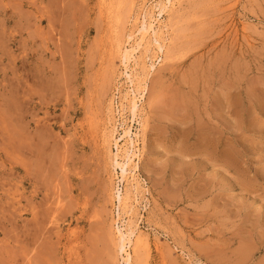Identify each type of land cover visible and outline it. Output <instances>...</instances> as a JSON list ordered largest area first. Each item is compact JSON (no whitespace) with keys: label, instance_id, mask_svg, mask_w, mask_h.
Segmentation results:
<instances>
[{"label":"rangeland","instance_id":"1","mask_svg":"<svg viewBox=\"0 0 264 264\" xmlns=\"http://www.w3.org/2000/svg\"><path fill=\"white\" fill-rule=\"evenodd\" d=\"M158 1L0 0V264H126L125 184L150 239L135 264H264V0L156 8L176 53L161 63L152 44L130 65L149 63L134 122L120 58ZM128 124L139 187L111 155Z\"/></svg>","mask_w":264,"mask_h":264},{"label":"bare ground","instance_id":"2","mask_svg":"<svg viewBox=\"0 0 264 264\" xmlns=\"http://www.w3.org/2000/svg\"><path fill=\"white\" fill-rule=\"evenodd\" d=\"M174 2H175V0H161V1H158V2H156L157 4H154V6H151V9L149 10V11H147V10H145V11H147V12H144V14H142V16H141V18L142 19H140V21H139V25L138 26H136L135 24H133V25H135L136 26V30L135 31H133L132 33H130L129 34V32L127 33V36L128 37H126L127 38V40H126V42L129 44L130 43V48H128V47H125L124 46V50H122V54H121V58L120 59H122V61H123V66H125V68H124V70L126 69V76H127V81H129L130 82V87H131V89H129L128 91H127V89H125L127 92H125L124 94H123V96L121 97V98H123V100H126V102L128 101V103L126 104L127 106V109L129 110V113H130V115H131V117H132V119H131V121H134V120H136L137 118H139V117H142L143 118V116H141V112H143L142 111V109H141V106H140V103H139V101H142L143 99H144V97H145V95L148 93L147 91H146V82H145V75H147L148 73H149V71L147 70V64H149V63H146V61H144V62H142V64L143 63H145L146 64V66H143V65H145V64H143V65H141L142 67V71L141 72H137V70L135 69V68H132L133 66L131 65L132 63H133V65H137L138 66V64H139V60H140V62L141 61H143V59L144 58H146L148 55H145L146 54V52L147 51H151V45L153 44L155 47V51L157 52V54H159L160 52L162 53V56H160V55H158L157 57H156V59H160V62L161 63H163L162 61L163 60H165V58H167V56L168 55H171L170 53H172V52H174V53H176L175 51H172V52H170L169 50L171 49H173V48H170L168 51L170 52H166V50L167 49H165V47H166V45H165V38H166V36L164 35L165 34V31L167 32V30L165 29V27L166 28H168V27H170L169 25H167V24H169L168 22H167V24H165V22H164V24L163 23H160V24H163L162 25V27H164V29H165V31L162 29V28H160V26L157 28L158 30H156L155 29V22H157V24H158V22L160 21V18H162L163 16H164V14L166 13V14H168L167 13V10L169 11L171 8V6H173L172 8H174L175 6H174ZM177 2H178V0H177ZM104 4V3H103ZM178 4V3H177ZM142 5V4H141ZM150 6V5H149ZM148 6V7H149ZM141 7V6H140ZM146 7H147V5H146ZM157 8V11H158V16L160 17V18H157L156 17V15L154 16V10ZM170 8V9H169ZM143 9V8H142ZM146 9V8H145ZM172 10V9H171ZM170 10V11H171ZM142 13V12H141ZM137 14V13H136ZM157 14V13H156ZM169 14H170V12H169ZM168 14V15H169ZM138 15V14H137ZM137 15H135V16H137ZM134 16V15H133ZM118 18L120 19L121 17L120 16H118ZM134 18V17H133ZM164 18V17H163ZM135 19H137V18H135ZM168 19V18H167ZM158 20V21H157ZM134 22V21H133ZM162 22V21H161ZM131 24H132V22H131ZM132 27V26H131ZM134 27V26H133ZM133 29H135V28H133ZM169 29V28H168ZM130 30H132V29H130ZM168 33V32H167ZM125 34H126V32H125ZM124 34V35H125ZM129 34V35H128ZM165 36V37H164ZM169 36H171V35H169ZM170 40H171V37H170ZM169 41V40H168ZM168 41H167V43H168ZM119 48H120V43H119ZM123 46V45H122ZM169 46V45H168ZM123 48V47H122ZM153 48V49H154ZM167 48V47H166ZM121 49V48H120ZM117 50V49H116ZM176 50V49H175ZM179 50V49H178ZM144 52L143 53V55H145L144 56V58H143V56H142V60H141V55H139L141 52ZM118 52V51H117ZM152 52H154V51H152ZM119 53V52H118ZM148 53V52H147ZM174 53H172V54H174ZM120 54V53H119ZM155 56V55H154ZM174 57L175 55H171V56H169L170 58L171 57ZM150 57V56H149ZM149 57H147V58H149ZM153 57V56H152ZM151 57V58H152ZM172 57V58H173ZM169 58V59H170ZM152 60V59H151ZM168 60V59H167ZM154 61V60H153ZM149 62V61H148ZM156 62H158V61H156ZM154 64H155V62H154ZM132 67H131V66ZM156 66V65H155ZM149 67V66H148ZM137 68V67H136ZM138 68H139V66H138ZM151 68H154V65H153V63L150 65V67H149V70L151 69ZM121 87V86H120ZM147 92V93H146ZM146 93V94H145ZM147 96V95H146ZM120 98V99H121ZM122 100V99H121ZM146 100V99H145ZM121 102V101H120ZM113 104H111V106H112ZM120 105V104H119ZM109 106H110V104H109ZM121 106H122V108H121V110L123 109L124 110V102L121 104ZM120 106V107H121ZM143 108V107H142ZM119 109V108H118ZM144 110H145V108H143ZM113 110V109H112ZM111 110V111H112ZM110 111V112H111ZM115 111V110H114ZM124 112V111H123ZM114 113V112H113ZM118 113H120V116H122L123 115V113H121V112H118ZM110 114V113H109ZM114 114H116V113H114ZM145 114V113H144ZM127 115V114H126ZM113 116V115H112ZM116 116H118V115H116ZM116 116H113V117H116ZM109 117V116H108ZM112 117V118H113ZM90 118V117H89ZM118 118V117H117ZM141 118V119H142ZM106 119H108V118H106ZM114 119V118H113ZM141 119H138L139 121L141 120ZM118 120V119H117ZM117 120H115V121H117ZM144 120V119H143ZM142 120V121H143ZM137 121V120H136ZM108 122H109V120H108ZM119 122V121H118ZM135 122V121H134ZM104 123V122H103ZM112 123V122H111ZM123 123H126V120H124V119H122V125H123ZM137 123H139V122H137ZM105 124V123H104ZM103 124V125H104ZM131 124V123H130ZM142 124V123H141ZM110 125V124H109ZM121 125V126H122ZM143 125V124H142ZM107 126V125H106ZM105 126V127H106ZM101 127H103V126H101ZM141 127V126H140ZM109 128V127H108ZM111 128V127H110ZM120 128H122V127H120ZM107 130V129H106ZM111 130V131H110ZM110 130H108V131H110V136L109 137H112L114 134H115V132L117 131V127H116V125H115V122H114V124L112 125V129H110ZM121 130V129H120ZM141 130V129H140ZM104 131H105V129H104ZM122 131V133L119 135V137L117 138V139H115V143H114V141H113V143L117 146V152L116 153H114V154H111V151H110V154L111 155H113V165L116 167V169H119V171H120V182L122 181V183H123V185H124V183L126 182H129L130 180H129V178L131 177L132 178V180H134V184H136L137 186H138V179L136 180V169L138 168V165H137V163H135L134 165H132V162H134V158H136L138 155H139V153H137V151L139 152V150H138V148H136V140H135V137H137L139 134L138 133H132V129H131V126L128 124L127 126L125 125V127L123 126V130H121ZM106 132V131H105ZM142 132V131H141ZM119 133V132H118ZM107 134V132L105 133V135ZM109 134V133H108ZM116 134H117V132H116ZM133 134H134V136H133ZM103 136H105L104 134H102ZM105 138V137H104ZM115 138V137H114ZM113 140V139H112ZM111 140V141H112ZM105 141H106V139H105ZM107 142H109V140H107ZM121 142H123V144L121 143ZM121 143V144H120ZM115 146V147H116ZM114 147V148H115ZM113 150V149H112ZM141 155V154H140ZM109 158H110V156H109ZM140 160V159H139ZM138 161V160H137ZM139 163V162H138ZM113 165H111V166H113ZM113 166V167H114ZM139 170V169H138ZM137 170V171H138ZM139 177V176H138ZM131 180V181H132ZM20 183H22V182H20ZM131 183V182H130ZM139 183H140V181H139ZM128 184V183H127ZM140 185V184H139ZM128 186V185H127ZM126 186V184L124 185V187L123 188H119V189H117V191H116V198H117V202L119 203V212H118V216L120 217L121 216V218L122 217H124V216H129V218H128V220L126 221V224L124 223V225H125V227L123 228H117L118 229V233H119V238H118V240H119V244H118V249H120L119 251H121V252H123V253H125V256L123 255V260L125 261V263L126 264H135L134 262H133V258H135V257H133V253L135 252V253H137L136 252V249L141 245V244H143V242L145 241L146 242V244H148L147 243V241L148 240H150V239H147V241H146V238H148L147 237V234H142L141 232L140 233H138L137 231H140V230H136L138 227V223L137 222H134L133 220H131V213H132V202H131V199H132V194L134 193V192H132L131 191V186L129 185L128 187H130V188H128ZM134 186V185H133ZM139 187V186H138ZM140 188H141V186H140ZM135 189H136V192L139 190V188H137L136 186H135ZM131 192H132V194H131ZM142 192V191H141ZM140 192V193H141ZM22 195V194H21ZM135 195V194H134ZM141 195V194H140ZM139 196V195H138ZM21 197V196H20ZM114 197V196H113ZM136 197V196H135ZM146 197V196H145ZM134 198V197H133ZM26 199V198H25ZM28 199V198H27ZM30 199V198H29ZM20 200V198L18 199V201ZM31 200V199H30ZM133 201V200H132ZM134 201H135V198H134ZM137 201H139V200H137ZM20 202V201H19ZM136 202V201H135ZM50 204V203H49ZM137 206V205H136ZM136 206H135V208H136ZM135 210V209H134ZM49 211V210H48ZM136 211V210H135ZM135 211L133 212L134 214L133 215H135V216H137L136 214H135ZM56 213V212H55ZM54 213V214H55ZM51 215V214H50ZM64 215V214H63ZM55 216V215H54ZM57 216V215H56ZM48 218V217H47ZM61 218V217H60ZM127 218V217H126ZM54 219V218H53ZM116 219V218H115ZM123 219V218H122ZM135 219V218H134ZM59 220V219H58ZM57 220V221H58ZM125 220V219H124ZM136 220V219H135ZM133 221V222H132ZM37 223V222H36ZM43 225V224H42ZM39 226H41L40 224H39ZM56 228V227H55ZM51 229V228H50ZM115 229H116V227H115ZM139 229V228H138ZM39 230V229H38ZM44 231V230H43ZM49 232H50V230H49ZM55 232V231H54ZM51 234V233H50ZM54 234V233H53ZM39 235H41V233L39 234ZM60 235H62V233L60 234ZM76 235H77V233H76ZM43 236V235H42ZM66 236V235H65ZM72 236V235H71ZM144 236H146V238L144 237ZM59 237V236H58ZM58 237H55V238H58ZM74 237H75V235H74ZM157 237V236H156ZM70 238V237H69ZM76 238V237H75ZM74 238V240H76ZM77 238H79L78 236H77ZM63 239V238H62ZM67 239H68V237H67ZM72 239V238H71ZM71 239H69V240H71ZM44 240V239H43ZM56 240V239H55ZM58 240H60V237H59V239ZM57 240V242L59 243V241ZM39 241H40V239H39ZM39 241H38V243H39ZM73 241V240H72ZM79 241V240H78ZM61 242V241H60ZM71 242V241H70ZM77 242V241H76ZM41 243V242H40ZM56 243V242H55ZM72 243V242H71ZM70 243V244H71ZM47 244V243H46ZM53 244H54V241H53ZM70 244H69V246H70ZM54 245H56V244H54ZM72 245V244H71ZM53 246V245H52ZM52 246H49L48 248L49 249H51V247ZM144 246V245H143ZM142 246V247H143ZM147 246V245H146ZM47 247V246H46ZM60 247V246H59ZM127 247H129L130 248V251L127 249ZM148 247H149V245H148ZM42 248V247H41ZM55 248V247H54ZM144 248V247H143ZM150 248V247H149ZM40 249V248H39ZM44 249H46L47 251H48V249L47 248H44ZM56 250L57 249H59V248H55ZM146 249V248H145ZM148 249V248H147ZM43 250V249H42ZM52 251V249L50 250V252ZM38 252H40V250L38 251ZM43 252V251H42ZM64 252V251H63ZM58 253V252H57ZM45 254H47V252L45 251ZM56 254V253H55ZM61 255H62V253H60ZM73 255V254H72ZM45 256H48V254L47 255H45ZM49 256H51V254H49ZM48 256V257H49ZM53 257H54V254H53ZM56 257H58V256H56ZM56 257H54V258H56ZM60 257V256H59ZM58 257V258H59ZM52 258V257H51ZM50 258V259H51ZM54 258L53 259H51L52 261H54ZM57 258V259H58ZM56 259V260H57ZM61 259V258H60ZM59 259V260H60ZM49 260V259H48ZM48 260H45V261H48ZM63 260V259H62ZM78 260V259H77ZM190 260V259H189ZM50 261V260H49ZM48 261V262H49ZM49 263H52V262H49ZM48 263V264H49ZM45 264V263H44ZM59 264V263H58Z\"/></svg>","mask_w":264,"mask_h":264}]
</instances>
